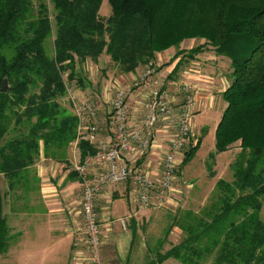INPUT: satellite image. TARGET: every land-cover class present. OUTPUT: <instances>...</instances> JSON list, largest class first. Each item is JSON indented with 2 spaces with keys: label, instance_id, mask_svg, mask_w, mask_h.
Segmentation results:
<instances>
[{
  "label": "trees",
  "instance_id": "1",
  "mask_svg": "<svg viewBox=\"0 0 264 264\" xmlns=\"http://www.w3.org/2000/svg\"><path fill=\"white\" fill-rule=\"evenodd\" d=\"M102 2L40 0L34 8L31 0H0V85L5 79L9 87L0 92V175L9 192L25 198L39 193L41 154L69 168L77 119L59 100L65 84L85 90L79 65L106 55L122 74H134L155 54L201 39L204 45L191 49L190 57L210 46L231 68L215 153L239 152L230 164L232 181L218 179L205 206L168 215L165 236L176 228L181 240L148 264H264V0H107L106 19L99 16ZM200 142L184 152L177 174ZM77 148L80 162L94 154L84 139ZM67 180L79 177L70 170ZM22 207L17 211L32 210ZM12 239L0 204V255Z\"/></svg>",
  "mask_w": 264,
  "mask_h": 264
},
{
  "label": "crops",
  "instance_id": "2",
  "mask_svg": "<svg viewBox=\"0 0 264 264\" xmlns=\"http://www.w3.org/2000/svg\"><path fill=\"white\" fill-rule=\"evenodd\" d=\"M202 45L204 41L201 39L184 40L179 49L170 48L155 54L151 64L140 67L134 74H123L122 79L131 81L139 77L146 67L158 69L162 66L158 71L161 75L168 76V91H171V84L175 81L188 82L198 90L197 106L201 105V108L207 106L208 110L215 109L218 100L223 101L222 93L230 85V61L217 55L210 46H204V49L193 57L188 55L191 49ZM177 52L181 53L176 54ZM103 56L107 57L105 55L101 57ZM107 59L110 61L109 57ZM174 68L177 69L176 73L169 77ZM91 93L93 96H89L92 97L90 100L96 102L97 96L94 92ZM138 95L139 92L129 98L133 120L138 119L137 116L140 115L138 103L141 100ZM96 104L99 111L100 100ZM224 108L225 104L223 110ZM104 115L105 119L97 118V125L101 138L108 140L111 135L110 124L108 115ZM168 139L167 132L160 129L151 153L141 165L155 181H158L161 175V158L168 148ZM70 148L73 158L69 159L68 154L69 168L57 162L44 160L41 154L38 163L44 166L42 173L38 174L41 179V191L39 190L42 199L41 209L37 213L13 216L14 220L10 219V222L15 224L10 225L7 219L13 239L8 251L0 255V264H87L83 260L78 262L75 258L84 250V236L81 217L75 215L79 209L81 195L75 190L80 187V182L67 180L69 171L75 172L73 164L80 162V154L74 143ZM100 170V164L92 162L87 173L93 177ZM175 190L177 194L179 191L176 188ZM175 194V201L178 202L179 198ZM95 209L102 238L101 264H148L147 232H142L138 226L141 220L139 216L147 215V209L139 206L132 181L105 186L97 196ZM126 217L130 219L128 227L123 229L119 219Z\"/></svg>",
  "mask_w": 264,
  "mask_h": 264
},
{
  "label": "built area",
  "instance_id": "3",
  "mask_svg": "<svg viewBox=\"0 0 264 264\" xmlns=\"http://www.w3.org/2000/svg\"><path fill=\"white\" fill-rule=\"evenodd\" d=\"M160 76L158 69L149 66L132 80L135 86L133 94H140L138 105L140 112L143 111L142 120H133L129 103L132 96L130 89H120L118 84L113 83L110 87L114 93L102 94L100 102L106 106L105 113L110 124L111 135L108 140L102 139L99 134L97 104L84 99L78 90L65 84L67 101L77 119L78 139L86 140L94 150V154L88 155L83 162L73 164L81 187L79 209L75 215L81 217L84 236V250L75 256L78 262L83 260L87 264H101L102 238L95 203L105 186L131 180L139 206L144 209L153 205L162 207L178 203L174 198L177 191L173 187L177 171L184 152L194 147L198 140L192 123L198 90L188 82L172 83V89L176 88L182 94L181 101L177 103L168 90H164L165 81ZM160 129L169 135V145L161 158L160 178L155 181L141 165L151 153ZM78 139L74 142L75 146ZM92 162L100 164L101 170L89 177L87 170ZM129 219H119L123 229L128 227Z\"/></svg>",
  "mask_w": 264,
  "mask_h": 264
},
{
  "label": "rangeland",
  "instance_id": "4",
  "mask_svg": "<svg viewBox=\"0 0 264 264\" xmlns=\"http://www.w3.org/2000/svg\"><path fill=\"white\" fill-rule=\"evenodd\" d=\"M39 1L40 0H31L34 8H36ZM46 3L48 4V0H46ZM110 12V6L108 5L107 0H103L99 9V16L102 19H106L110 15ZM51 41L52 40L50 39L48 42L49 51ZM107 57L103 56L102 58L100 56L97 62L87 60L83 65L78 66V71H80L82 76L84 77L85 90H78L83 98L91 99L92 97L90 98L89 96H93L91 92H94L97 96L96 101L102 100V94L106 95L107 93H114V89L110 87L113 83L118 84V88L120 89L128 88L131 90L132 94L134 93V82H132V80L124 81L122 79L123 74L116 66L113 65L111 61H108ZM146 68L143 69V71H145ZM63 78L65 80L66 76L64 75ZM160 78L165 81L164 90H168L167 87H169V80L166 79L167 75H162L160 76ZM88 82L90 83V85L87 84ZM175 83H177V81H175ZM73 85L78 88L77 84H75L74 82ZM107 87L108 91L106 90ZM170 89L171 91H168V93L172 97H174L177 103H179L181 101L182 94L176 91V88L172 89L170 87ZM59 103L62 107L68 108V101L66 96L61 98L59 100ZM103 104L104 102H100L101 109L97 114L99 118L105 119L104 114H106V106ZM223 104H225V102L219 99L215 109L208 110L207 106H204L202 108L201 105L197 106L198 111H195V113H197L194 116L195 118L193 117L192 123L194 125V132L196 136L198 138L201 137V142L193 159L181 170H179L177 174V182L173 185V187L179 191L177 194H175V196H178L177 198H179L177 205H165L162 207L153 205L147 208V215L139 216V218L141 219L140 222H138L139 229L142 232H147L146 240L149 253L148 261L152 262V260H155L158 252L164 253L174 245H177L181 240L182 234L176 228H173L167 237L165 236V230L168 228V224H170L168 217L169 214L173 215L175 214L176 210L179 209H192L195 211L200 210L209 202L215 182L218 179H223L228 182L232 181L230 164L233 162L236 154L239 152V149L233 147L229 151L216 154L214 148L215 128L222 115ZM139 113L140 115H138V119L142 120L143 111H139ZM98 130H100L99 127ZM68 152L69 159L73 158L71 154V148L68 150ZM209 156H211V159L209 158ZM142 162L143 161H141V163ZM38 163L35 166L37 175L42 173L41 170L43 169L42 167H44L43 164L38 165ZM211 174H213L214 177H211ZM39 185L41 186V179ZM40 191L37 194L30 193L29 196H26L25 198L19 190H16V192H9L6 179L0 176V204L2 207V212L6 216L8 221L10 222V219L14 220L13 216L16 215H29V213L33 212L34 209L35 210L33 213L39 212L41 209L40 206L42 201ZM75 191L77 192V194H81L80 187ZM21 205L23 206L22 208L24 210L25 208L31 209V207L32 210L29 212H27V210L26 212H18L17 208ZM260 218L264 221V205L260 212ZM11 224H15V222H10V225ZM159 240H162V245L161 247L158 246L157 248ZM162 264L180 263L173 259H168Z\"/></svg>",
  "mask_w": 264,
  "mask_h": 264
},
{
  "label": "water",
  "instance_id": "5",
  "mask_svg": "<svg viewBox=\"0 0 264 264\" xmlns=\"http://www.w3.org/2000/svg\"><path fill=\"white\" fill-rule=\"evenodd\" d=\"M8 89L9 87H8L7 81L4 79L0 85V92L5 93L8 91Z\"/></svg>",
  "mask_w": 264,
  "mask_h": 264
}]
</instances>
